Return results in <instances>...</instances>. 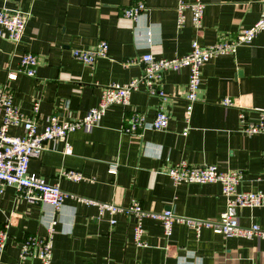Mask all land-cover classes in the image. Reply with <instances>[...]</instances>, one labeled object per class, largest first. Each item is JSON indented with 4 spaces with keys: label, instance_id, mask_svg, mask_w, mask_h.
Listing matches in <instances>:
<instances>
[{
    "label": "crops",
    "instance_id": "0c3cea01",
    "mask_svg": "<svg viewBox=\"0 0 264 264\" xmlns=\"http://www.w3.org/2000/svg\"><path fill=\"white\" fill-rule=\"evenodd\" d=\"M137 1L0 0V8L31 12L19 43L0 35V85L8 84L21 111L40 123L53 114L72 119L99 105L105 86L142 75L144 53L163 58L186 55L194 38L210 45L235 37L254 25L264 9L263 0H203L206 7L198 33L189 10L178 28L177 0H142L148 9L137 20L124 16L123 9ZM148 29L153 32L152 45ZM101 39L108 41L109 52L95 66L73 56L74 48H92ZM26 52L38 56L36 76L19 74L10 80L9 72L20 67ZM189 74L188 67L163 73L167 99L148 94L141 85L131 94L129 106H109L100 125L69 134L71 154L63 152L64 141L45 142L46 149L31 159L29 170L60 183L67 194L64 206L55 213L52 205L18 198L16 189L7 187L0 194V228L8 221L11 227L0 264H41L36 256L22 260L21 245L29 235L45 239L53 216L57 223L52 264H264V238L224 237L210 228L197 233L183 222H176L166 237L157 217L171 209L184 217L218 219L225 208L220 183L174 185L166 169L181 160L241 171L240 190L264 192V134L248 135L239 116L244 110L257 119L264 110V33L236 53L218 55L203 66L199 99L188 123ZM226 97L232 105L222 103ZM161 108L170 116L165 130H147L143 137L124 132L134 111L153 120ZM187 126L190 130L184 135ZM23 132V126L9 128L11 134ZM113 160L119 163L115 175L108 171ZM61 169L80 171L94 180L60 177ZM133 198L151 213L143 219L147 247L134 240V218L119 213L112 223L109 214L100 217L98 207L90 203L125 207ZM239 214L242 225L256 222L264 228V201Z\"/></svg>",
    "mask_w": 264,
    "mask_h": 264
},
{
    "label": "built area",
    "instance_id": "2783aa9c",
    "mask_svg": "<svg viewBox=\"0 0 264 264\" xmlns=\"http://www.w3.org/2000/svg\"><path fill=\"white\" fill-rule=\"evenodd\" d=\"M177 1L178 28H181L185 23L186 12L189 10L192 24L199 33L203 26L205 2L203 0ZM147 9L146 3L140 0L125 7L123 14L128 18L137 20ZM30 17V11L20 8L12 10L0 8V35L7 36L15 44L19 43L23 38ZM259 33H264V9L261 17L254 25L243 28L235 37H222L210 45H202L197 37L194 38L191 50L186 55L163 58L156 57L151 51L144 53L140 60L143 68L142 75L126 83L116 82L105 86L99 105L84 115L72 119H62L58 114H53L44 123H40L36 117L25 115L21 111L14 101L13 92L8 84L0 85V194L7 187H14L18 198L48 203L54 207L55 213H59L67 197L60 183L57 181L49 182L43 176L31 173L29 170L31 159L39 156L46 149L45 142L64 141L65 149L63 152L71 154L72 147L67 142L71 132L79 129L91 131L101 124L109 106L115 103L129 106L131 94L139 90L141 85L145 86L148 94L167 99L162 83L163 73L168 70L177 71L183 67H188L190 70L186 93V119L189 123L194 104L199 99L203 66L218 55L236 53L239 46L251 44ZM147 41L150 45L154 42L151 29L147 31ZM72 52L75 58L93 67L99 59L108 56L109 43L107 40L101 39L92 48H74ZM38 65V56L33 52H26L21 56L20 67L16 71L9 72L8 77L10 80L16 79L19 74L35 77ZM126 65H130V62H126ZM222 103L226 106L233 104L229 97H226ZM34 111L35 113L39 111L38 101L34 103ZM239 116L243 130L248 135L264 134V110L259 111L257 119L250 118L244 110L240 112ZM169 123L170 116L163 108L157 111L153 120L147 119L146 115L139 111H134L123 130L128 134L143 137L145 131L165 130ZM11 126H23L24 132L17 135L11 134L9 133ZM189 130L190 127L187 126L183 134L187 135ZM118 166L117 160L111 161L108 168L109 173L117 174ZM166 172L174 185L220 183L226 199L225 208L218 219H194L177 215L171 209L164 210L157 217L162 221L166 237L172 234L176 222H183L193 227L197 233H200L203 228H210L224 237L264 238V228L259 223L252 222L248 226L241 224L240 209L259 207L264 201L263 191H242L238 188L243 180L241 171H224L217 164L195 166L187 160H181L170 165ZM60 177L73 181L94 180L86 177L82 172L72 169H61ZM90 203L98 207L100 217L109 214L112 223L115 222L114 217L119 213L134 218V240L136 244L140 247L149 245L145 240L146 229L143 225V219L151 213L144 209L138 199L133 198L125 207L97 201H90ZM56 223V217L53 216L48 224V236L45 239L36 235H29L24 239L20 250L22 260L36 256L41 260V264H52L53 232ZM10 227L11 224L8 221L3 228H0V252H3L7 247Z\"/></svg>",
    "mask_w": 264,
    "mask_h": 264
}]
</instances>
